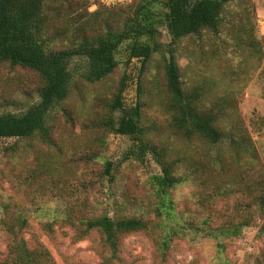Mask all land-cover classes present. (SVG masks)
<instances>
[{
    "label": "rangeland",
    "instance_id": "rangeland-1",
    "mask_svg": "<svg viewBox=\"0 0 264 264\" xmlns=\"http://www.w3.org/2000/svg\"><path fill=\"white\" fill-rule=\"evenodd\" d=\"M97 3L48 0L44 13L53 44L62 49L82 37L98 36L100 20L112 22L114 15L128 13L129 6L101 9L104 6ZM162 31L160 41L168 43ZM174 48L182 89L199 93L198 105L216 115V127L224 132L222 142L212 147L187 141L169 127L160 55H152L143 74L140 64L132 61L119 65L112 75L92 86L75 78L69 98L51 117L54 147L22 140L14 152L0 155V264L5 262L9 244L2 226H17L19 216L27 223L24 239L30 246L42 244L55 264H264V233H260L264 218L259 216L238 236L213 240L190 233L178 238L163 259L151 238L142 233L126 237L119 257L113 259L95 232L75 242L73 232L61 223L50 237L41 231L46 220L37 217L38 210L49 211V219L63 211L73 217L113 211L151 217L153 199L148 181L159 173L158 166L150 156L141 161L130 157L131 142L99 126L122 77L127 84L125 105L142 106V125L151 140L178 160L176 175L184 181L172 192L176 213L186 218L200 212L206 195L219 187L228 190V195L206 206L228 216L226 221L232 224L244 223L233 206L252 204V195H264V0L227 4L216 35L202 32L182 39ZM126 56L122 48L116 59L123 62ZM71 65L75 76L82 73L83 62L73 60ZM37 87L34 73L0 65V114L23 113L36 103ZM12 144L0 140V150ZM106 163L113 166L116 180L109 191L104 181L108 178ZM95 175L92 183L90 178ZM258 203L252 206L255 210H259ZM216 245H222L219 251Z\"/></svg>",
    "mask_w": 264,
    "mask_h": 264
},
{
    "label": "trees",
    "instance_id": "trees-1",
    "mask_svg": "<svg viewBox=\"0 0 264 264\" xmlns=\"http://www.w3.org/2000/svg\"><path fill=\"white\" fill-rule=\"evenodd\" d=\"M235 1L134 0L127 5L104 6L101 9L129 6L128 15L118 13L112 22L100 20L98 36L82 37L71 47L59 49L53 44L54 38L48 34V17L44 13L48 0H0V65L28 70L38 79L36 103L19 115L0 114V140L13 141L12 145L0 150V155L14 152L17 143L22 140L54 147L51 117L69 98L75 78L92 86L112 75L119 65L132 61L140 64L143 74L148 61L156 54L161 56L164 64V108L169 127L187 141L197 140L212 147L218 146L224 132L216 127V115L198 105L199 93H186L182 89L174 47L182 39L199 36L202 32L216 35L224 7ZM162 30L167 34L168 43L160 41ZM122 48L127 56L125 61L119 62L116 56ZM73 60L83 62L82 73L78 76L71 69ZM126 87L125 77H122L112 92L99 126L114 135L126 137L131 142L128 149L130 157L141 161L150 156L158 166L159 173L150 176L148 181L153 199L151 217L130 216L121 211L93 217H73L63 211L58 217L49 219V211L38 210L37 217L46 220L41 224L42 232L50 237L55 233V226L61 223L73 232L75 242L85 240L95 232L113 259L119 257L122 241L126 237L142 233L151 238L157 255L163 259L174 240L190 233L200 239L213 240L238 236L242 229L250 227L257 216L264 218V195L258 194L252 195V204L233 206V212L244 222L242 225L232 224L226 221L228 216L211 211L206 206L207 202L218 201L228 195V190H220L219 187L211 189L206 195L200 204V212L189 214L186 218L178 215L172 199V192L184 181L176 175L178 160L172 159L166 148L151 140L148 129L142 125V106L138 103L135 106L125 105L123 95ZM105 166L108 178L104 181L109 191L116 180L111 173L113 166L110 163ZM96 178L97 175L90 181L93 183ZM112 199L115 203L114 195ZM257 202L259 210L252 207ZM220 219L223 221L218 223ZM16 221L17 226H2L9 239L7 256L2 264H55L42 244L34 242L30 246L24 239L26 220L19 216ZM260 233H264V223ZM216 247L219 251L222 245Z\"/></svg>",
    "mask_w": 264,
    "mask_h": 264
},
{
    "label": "built area",
    "instance_id": "built-area-1",
    "mask_svg": "<svg viewBox=\"0 0 264 264\" xmlns=\"http://www.w3.org/2000/svg\"><path fill=\"white\" fill-rule=\"evenodd\" d=\"M97 1L99 5L105 6V7H112L116 5H125L129 4L134 0H91V2Z\"/></svg>",
    "mask_w": 264,
    "mask_h": 264
},
{
    "label": "water",
    "instance_id": "water-1",
    "mask_svg": "<svg viewBox=\"0 0 264 264\" xmlns=\"http://www.w3.org/2000/svg\"><path fill=\"white\" fill-rule=\"evenodd\" d=\"M162 33L164 34V36H165L166 40H168V37H167V34H166V32L163 30V31H162Z\"/></svg>",
    "mask_w": 264,
    "mask_h": 264
}]
</instances>
